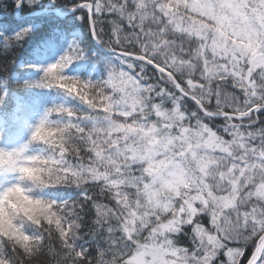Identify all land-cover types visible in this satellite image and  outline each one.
<instances>
[{
	"label": "snow or ice",
	"instance_id": "obj_1",
	"mask_svg": "<svg viewBox=\"0 0 264 264\" xmlns=\"http://www.w3.org/2000/svg\"><path fill=\"white\" fill-rule=\"evenodd\" d=\"M0 58V264H264V0H0Z\"/></svg>",
	"mask_w": 264,
	"mask_h": 264
},
{
	"label": "rangeland",
	"instance_id": "obj_2",
	"mask_svg": "<svg viewBox=\"0 0 264 264\" xmlns=\"http://www.w3.org/2000/svg\"><path fill=\"white\" fill-rule=\"evenodd\" d=\"M19 134H25L28 135V129L27 128H22L19 132Z\"/></svg>",
	"mask_w": 264,
	"mask_h": 264
},
{
	"label": "trees",
	"instance_id": "obj_3",
	"mask_svg": "<svg viewBox=\"0 0 264 264\" xmlns=\"http://www.w3.org/2000/svg\"><path fill=\"white\" fill-rule=\"evenodd\" d=\"M3 63V59L2 58H0V64H2Z\"/></svg>",
	"mask_w": 264,
	"mask_h": 264
}]
</instances>
